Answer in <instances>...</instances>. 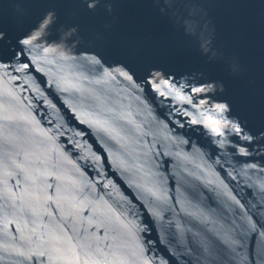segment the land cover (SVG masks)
I'll use <instances>...</instances> for the list:
<instances>
[{
    "label": "water",
    "instance_id": "95a60500",
    "mask_svg": "<svg viewBox=\"0 0 264 264\" xmlns=\"http://www.w3.org/2000/svg\"><path fill=\"white\" fill-rule=\"evenodd\" d=\"M0 264H264V0H0Z\"/></svg>",
    "mask_w": 264,
    "mask_h": 264
}]
</instances>
